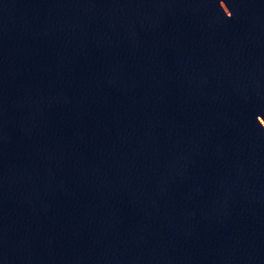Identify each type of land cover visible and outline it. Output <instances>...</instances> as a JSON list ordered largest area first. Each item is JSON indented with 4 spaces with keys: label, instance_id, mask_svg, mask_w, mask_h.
I'll return each mask as SVG.
<instances>
[{
    "label": "water",
    "instance_id": "obj_1",
    "mask_svg": "<svg viewBox=\"0 0 264 264\" xmlns=\"http://www.w3.org/2000/svg\"><path fill=\"white\" fill-rule=\"evenodd\" d=\"M0 264H264V0H0Z\"/></svg>",
    "mask_w": 264,
    "mask_h": 264
}]
</instances>
